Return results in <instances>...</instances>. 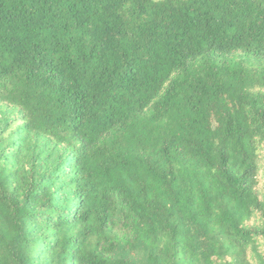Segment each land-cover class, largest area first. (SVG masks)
I'll return each instance as SVG.
<instances>
[{"label":"trees","instance_id":"obj_1","mask_svg":"<svg viewBox=\"0 0 264 264\" xmlns=\"http://www.w3.org/2000/svg\"><path fill=\"white\" fill-rule=\"evenodd\" d=\"M0 105V264H264V0H0Z\"/></svg>","mask_w":264,"mask_h":264},{"label":"rangeland","instance_id":"obj_2","mask_svg":"<svg viewBox=\"0 0 264 264\" xmlns=\"http://www.w3.org/2000/svg\"><path fill=\"white\" fill-rule=\"evenodd\" d=\"M10 110L11 108L8 106L0 105V113H8ZM36 155L40 156L41 159H46V161H49V159L51 158L52 162L58 163L62 158L71 156L72 151L65 145L59 147L55 146L54 143L47 141V139L44 137L32 136L27 139L24 153L17 161V165L23 170L29 169L31 166L29 161L33 160ZM69 163L67 161L65 165L67 172L71 171V166ZM257 180V191L261 200L264 202V150L259 161ZM115 221V232L122 239L123 245L114 253V256L116 258L129 257L135 264H146L145 254L142 248L134 249V251H131L130 246H125L126 240H135L134 235H132V233L125 229L120 220ZM263 222L264 220L258 215L251 221L249 226L257 227L259 225H262ZM134 246L137 248V244H135Z\"/></svg>","mask_w":264,"mask_h":264}]
</instances>
